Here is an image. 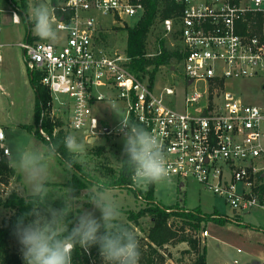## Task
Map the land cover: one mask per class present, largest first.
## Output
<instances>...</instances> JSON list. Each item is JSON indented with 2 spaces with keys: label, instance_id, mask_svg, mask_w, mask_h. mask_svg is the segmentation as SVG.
Masks as SVG:
<instances>
[{
  "label": "built area",
  "instance_id": "1",
  "mask_svg": "<svg viewBox=\"0 0 264 264\" xmlns=\"http://www.w3.org/2000/svg\"><path fill=\"white\" fill-rule=\"evenodd\" d=\"M175 1L182 6L180 16L164 19L162 26L182 45L181 110L175 107L180 93L174 87L157 93L149 77L138 78L129 71L125 50L108 54L97 46L104 29L96 15L128 26L127 19L139 21L145 14L144 6L133 0H56L52 10L62 39H26L18 45L29 72L39 74L48 88L53 110L68 117L73 131L88 141L98 134H114L98 119L94 106L121 101L132 122L159 138L171 179H195L223 198L235 218L264 212V40L251 32L259 13L264 19V0ZM6 15L14 24L21 22L19 10L0 5V65ZM237 80H258L262 101H242L235 92ZM60 95L68 101L59 100ZM10 156L0 127L1 197L10 192L15 178ZM143 187L150 186L137 188ZM202 235L206 237L207 230Z\"/></svg>",
  "mask_w": 264,
  "mask_h": 264
},
{
  "label": "rangeland",
  "instance_id": "2",
  "mask_svg": "<svg viewBox=\"0 0 264 264\" xmlns=\"http://www.w3.org/2000/svg\"><path fill=\"white\" fill-rule=\"evenodd\" d=\"M28 4V14L32 5L41 2L47 3L52 10L51 0H26ZM7 2V1H6ZM5 0H0V5L6 7ZM9 4V9L21 10L20 2L17 4ZM53 13V11H52ZM99 22L103 25V32L97 39V46L103 49L108 54H113L119 50H125L127 45L126 27H133L137 24L135 18L127 19V24H113L111 17L98 16ZM29 17V15H28ZM11 16L6 15L3 19L5 24L2 28L1 39L3 42L10 43V55L0 65V127L3 128L6 134V143L10 148L11 157L14 158L17 148L19 146H34L43 147L47 144L38 139L32 132L21 127V123L34 124V104L35 92L30 82V72L25 63L24 54L20 46L27 35L35 36L33 32V25L28 32L26 22L21 19L19 24H14L10 21ZM113 24V25H112ZM60 33V39L63 33ZM167 46L170 48L176 45V40L171 34L165 35ZM149 53L154 52V35H151L148 42ZM4 54V53H3ZM4 56V55H3ZM176 67L172 70L170 67ZM170 67L160 66L155 74V78L151 80L155 82V91L159 93L161 88L171 86L179 93L178 100L175 104L177 109L183 108L182 95L185 89V80L182 75L181 62H174ZM152 70L153 68H149ZM149 77L150 76H146ZM145 78V77H144ZM235 83V92L242 101L248 103L258 104L263 99V92L258 80H237ZM59 100L66 102L68 97L60 95ZM111 103L104 102L94 106V113L98 119L109 124L111 129H114V134H98L94 142L89 143L88 139L83 133L73 131L69 127L68 117L62 116L61 113L51 109V115L59 117L63 121V126L57 127L54 135H57L60 130L65 134L76 135L78 141L85 144V152L76 158L75 164H78L84 171L90 175V178L95 182L90 185L88 189L83 190L76 201L72 203V212L74 218L76 215L84 210L93 211L97 217L100 216L98 210L89 203L91 196L98 190L99 182H104L110 177L106 172L107 168L118 170L121 165L124 152V138L122 134L118 133L120 117L110 107ZM58 107L57 103L54 104ZM115 107L126 115V106L121 101L115 102ZM62 108V107H61ZM67 106L63 107L62 112L66 111ZM71 156V155H70ZM11 158V159H12ZM72 158V157H71ZM74 168L69 171L65 167V162L55 155L49 162V177L48 188L50 189L49 199L52 203H59L60 209L64 206V200L68 197V189L65 185L71 180ZM13 186L8 194H4L0 198L5 201L10 194L16 193L19 197H29L32 194L24 181V177L14 170ZM57 185L55 187L54 185ZM150 186V184H149ZM150 188V187H149ZM134 187L131 183L127 187L118 189H108L112 198L119 204L121 211L120 223H127V212L137 211L148 207V202L145 198V193L149 190ZM132 191L138 192V197ZM155 201L161 202L165 206L175 205V211L179 214L186 212L189 209H199L204 213H215L219 216L234 217L231 208L227 206L225 200L215 195L211 190L206 188L203 184L195 179L189 178L177 182L171 179V182H161L154 184ZM177 205V206H176ZM47 208V207H46ZM170 211V210H169ZM11 211L5 208H0V223L2 220L10 215ZM177 213V214H178ZM172 223L176 226H181V218L179 216H171ZM242 222H225L223 224L216 222H208L206 227L208 235L203 237L202 230L199 232L198 239L200 246L207 247V264H264V212L243 213L241 215ZM151 227V218L149 216L140 219V223L135 227V233L145 242L147 232ZM189 232V231H187ZM11 249L20 252V245L16 243L11 244ZM188 245L183 243L169 244L162 248L160 253L164 256L163 264H187L193 259V255L185 253ZM94 264H104L103 259Z\"/></svg>",
  "mask_w": 264,
  "mask_h": 264
},
{
  "label": "clouds",
  "instance_id": "3",
  "mask_svg": "<svg viewBox=\"0 0 264 264\" xmlns=\"http://www.w3.org/2000/svg\"><path fill=\"white\" fill-rule=\"evenodd\" d=\"M28 15L37 37L51 42L60 39L47 3L32 5ZM13 19L18 21V15L14 13ZM110 107L120 117L118 131L123 134V152L127 156L133 186L170 183L168 158L159 138L132 122L114 105ZM63 145L72 157L65 161V167L71 171L76 158L85 152V144L70 133L64 138ZM57 154L58 145L49 142L43 147L19 146L15 157L10 160V167L24 177L29 192L41 205L31 207L29 212L18 218L15 226L24 264H73L76 246L85 250L97 246L104 264H140V242L134 231L120 223V206L103 184L89 200L100 216L83 209L75 216V226L71 229L68 225L72 221L68 217L72 214V203L76 201L74 189H68L67 199L63 197L64 207L42 209L50 194L47 186L49 162ZM26 217L32 219L25 223Z\"/></svg>",
  "mask_w": 264,
  "mask_h": 264
},
{
  "label": "trees",
  "instance_id": "4",
  "mask_svg": "<svg viewBox=\"0 0 264 264\" xmlns=\"http://www.w3.org/2000/svg\"><path fill=\"white\" fill-rule=\"evenodd\" d=\"M9 3L17 4L20 2L22 9L20 11L21 19L26 22L28 32L32 27V23L28 17V4L26 0H6ZM140 3L145 8V14L141 20L133 27H126L127 45L126 55L129 59L126 64L129 71L138 78L150 76V79L155 78V74L160 66L170 67L175 61L180 62L183 59L182 45L176 42L174 47L167 46L166 31L162 26V21L167 18H177L180 16L182 6L176 3L175 0H133ZM53 4L56 0H51ZM258 22L252 27L251 32L255 33L264 40V19L262 15L258 14ZM154 35V52L149 53L148 42ZM173 39L177 38L173 35ZM27 38L31 36L28 34ZM149 68H153L150 70ZM41 76L37 73L30 72V82L35 92L34 104V118L35 123L22 126L24 129L32 132L43 143L49 142L58 145V156L62 161L70 160L71 156L66 151L63 140L67 136L63 130L57 135H54L57 127L63 126V121L59 117L51 115V101L52 97L47 87L41 83ZM41 130L47 133L50 137L47 140L41 133ZM127 156L124 154L121 160V165L118 170L107 168L106 172L110 175L103 184L106 189H118L127 187L132 183L131 170L126 162ZM74 171L71 180L62 185L65 188L74 189V195L78 197L83 190L94 185L95 182L90 178L83 168L78 164H73ZM13 173L14 169H10ZM54 185V184H53ZM57 187V185H54ZM138 197L137 191H132ZM145 198L148 202V207L139 209L137 211L127 212V223L123 224L130 230L135 232V227L139 225L140 219L146 216L151 218V227L147 232L145 242L141 246L140 264H163L164 256L160 253L163 247L169 244H178L185 242L188 249L185 253L193 255V259L187 264H207V247H201L198 239V234L206 227L208 222H216L223 224L225 222H240L242 218H228L227 216H219L215 213H204L199 209H189L186 212L179 214L175 211V205L165 206L161 202L155 201L154 184H150L149 190L145 193ZM52 205L54 208L60 207L59 203H52L47 197L46 205L42 209ZM33 206H41L33 196L26 198L19 197L16 193H12L3 201L0 198V208H5L11 211L10 215L2 220L0 223V264H24L22 256L19 252L11 249V244L18 240L15 236V226L18 218L31 210ZM177 206V205H176ZM64 207V206H62ZM170 210V211H169ZM178 213V214H177ZM179 216L182 225L176 226L172 223L171 216ZM32 217H26L25 223H28ZM72 223L68 227L71 229L75 226L74 212L68 217ZM206 230V229H204ZM189 231V232H187ZM136 234V233H135ZM139 242L142 239L136 234ZM141 243V242H140ZM102 257L99 254L97 246L85 250L83 248H76L73 251V264H94L100 261Z\"/></svg>",
  "mask_w": 264,
  "mask_h": 264
},
{
  "label": "crops",
  "instance_id": "5",
  "mask_svg": "<svg viewBox=\"0 0 264 264\" xmlns=\"http://www.w3.org/2000/svg\"><path fill=\"white\" fill-rule=\"evenodd\" d=\"M5 2H6V0H5ZM7 3V2H6ZM9 3V2H8ZM7 3V5H6V7H4V8H8L9 7V4ZM51 4H52V2H51ZM9 9V8H8ZM53 11V10H52ZM53 16H54V13H53ZM5 25V24H4ZM31 36V38H30V40H41L39 37H37L36 35L35 36H33V35H30ZM26 39H28L27 37L25 38V40ZM3 42V41H2ZM4 44H5V47H4V59L6 58H8L9 57V55H10V51H9V47H10V43H6V42H3ZM35 119V118H34ZM24 125H30V124H24V123H21V127L22 126H24ZM11 156H10V160H11ZM14 169V168H13ZM15 170V169H14ZM14 173V172H13ZM256 213V212H255ZM241 218V217H240ZM242 222V220L240 221V222H238V223H241ZM236 223V222H235ZM204 231V230H203ZM202 231V232H203ZM203 237H205V236H203ZM234 264H235V262H234Z\"/></svg>",
  "mask_w": 264,
  "mask_h": 264
},
{
  "label": "water",
  "instance_id": "6",
  "mask_svg": "<svg viewBox=\"0 0 264 264\" xmlns=\"http://www.w3.org/2000/svg\"><path fill=\"white\" fill-rule=\"evenodd\" d=\"M92 142H94V138H91V139L89 140V143H92Z\"/></svg>",
  "mask_w": 264,
  "mask_h": 264
}]
</instances>
